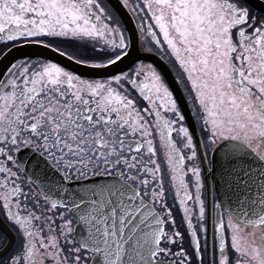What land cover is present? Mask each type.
<instances>
[{
  "label": "snow or ice",
  "instance_id": "obj_1",
  "mask_svg": "<svg viewBox=\"0 0 264 264\" xmlns=\"http://www.w3.org/2000/svg\"><path fill=\"white\" fill-rule=\"evenodd\" d=\"M120 7L179 97L111 0H0V264H264V0Z\"/></svg>",
  "mask_w": 264,
  "mask_h": 264
},
{
  "label": "water",
  "instance_id": "obj_2",
  "mask_svg": "<svg viewBox=\"0 0 264 264\" xmlns=\"http://www.w3.org/2000/svg\"><path fill=\"white\" fill-rule=\"evenodd\" d=\"M111 4L113 6H115L117 9H119V15L120 17L127 23L129 24V17L126 13V11L120 7V2L119 0H111ZM130 25V24H129ZM134 35V34H133ZM134 38V37H133ZM135 39V38H134ZM138 47V46H137ZM141 57H147V59H145L146 62L148 63H153L155 66H157L160 69H163L167 78V81L169 82L170 86L173 88L175 94L179 97L181 95V89L180 87L177 86V84L175 83L174 80V75L172 72H170L168 70V66L156 55L151 54V53H141L140 52ZM0 67H3L2 65H0ZM182 109L187 112V107L183 104H181Z\"/></svg>",
  "mask_w": 264,
  "mask_h": 264
},
{
  "label": "flooded vegetation",
  "instance_id": "obj_3",
  "mask_svg": "<svg viewBox=\"0 0 264 264\" xmlns=\"http://www.w3.org/2000/svg\"><path fill=\"white\" fill-rule=\"evenodd\" d=\"M120 2V0H119ZM129 17V24H127L123 19H122V22L124 24V27L125 29L127 30L126 31V34L130 37H134L136 42H137V46L140 50L141 53H147L145 52V47L147 46V42L145 40H143V38L140 36V33L136 27V24H137V21L135 20V18L126 10L124 9ZM134 34V35H133ZM143 45V46H142ZM151 54H154L156 55L157 57H159L165 64H166V57L162 58L160 54L158 53H151ZM146 62V61H144ZM148 63V62H146ZM167 65V64H166ZM173 73V72H172ZM174 75V73H173Z\"/></svg>",
  "mask_w": 264,
  "mask_h": 264
}]
</instances>
